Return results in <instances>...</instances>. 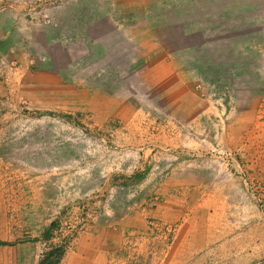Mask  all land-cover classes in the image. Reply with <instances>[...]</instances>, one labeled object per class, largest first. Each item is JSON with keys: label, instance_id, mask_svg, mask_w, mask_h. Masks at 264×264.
Returning a JSON list of instances; mask_svg holds the SVG:
<instances>
[{"label": "rangeland", "instance_id": "rangeland-1", "mask_svg": "<svg viewBox=\"0 0 264 264\" xmlns=\"http://www.w3.org/2000/svg\"><path fill=\"white\" fill-rule=\"evenodd\" d=\"M68 1L0 0V8H30L23 14L12 9L9 25L0 16L22 48L30 47V58L41 52L44 60L65 64L63 51L69 58L56 106L48 92L27 100L15 89L9 110H0V150H8L0 163L9 166L4 192L11 207L23 205L24 217L12 216L16 208L7 214L25 223L27 241L42 242L41 264L61 262L85 228L87 211L95 219L102 214V223L113 227L134 211L157 208L169 195L196 202L215 194L230 202L223 216L209 217L211 232L221 235L212 236L209 252L194 260L264 264V136L245 133V172L237 171L236 152L222 142L216 150L204 143L198 153L195 133L204 139L216 126L185 122L196 104L215 106L207 108V117L245 116V109L264 116V8H245L244 0L233 8H77L72 24L67 17L68 29L53 24L54 33L44 30L55 7ZM23 17L42 30L26 23L23 32ZM87 22L110 25L85 31ZM36 35L42 44L34 49L28 41ZM245 54L253 58L245 60ZM16 56L0 61V74L7 67L17 74ZM169 60L172 69H166ZM227 126H217L213 135L223 139ZM26 148L32 149L29 157ZM178 150L181 163L191 164L181 183L187 186L168 189V178L178 173H163V166H177ZM34 229L43 232L35 237ZM156 243L148 255L163 261L169 253Z\"/></svg>", "mask_w": 264, "mask_h": 264}, {"label": "crops", "instance_id": "crops-1", "mask_svg": "<svg viewBox=\"0 0 264 264\" xmlns=\"http://www.w3.org/2000/svg\"><path fill=\"white\" fill-rule=\"evenodd\" d=\"M234 1L236 2V0H69L63 6L55 7L58 10L52 13L53 22L51 26H46L44 30H49L51 33H54L58 28H56L57 26L53 27V24H61V29H68L67 17H72L68 21L72 24L74 19L73 10H77V8H101L102 13L105 12L103 8H146L147 10L148 8H233L234 4H237ZM244 2L245 8H264L262 0H244ZM12 9H15L19 14H23L24 11H28L30 8L26 6L22 8H0V16H5L8 25L10 22L9 13H13ZM22 19L24 21L18 27L23 32L25 31L26 23L32 27L37 26L39 30H42L43 26L38 25L39 23L37 24L31 20H26L24 17ZM93 23L87 22V26L81 27L87 31L90 28L94 29L98 25H110L106 24V22L100 24L98 22V24ZM81 24L84 25V22L82 21ZM77 28H80L79 25ZM17 30L19 29L17 28ZM11 32L12 29L0 21V61L9 62L10 54L17 52L16 57L19 65L17 74L11 75L8 67L5 74V71L0 74V110L9 107L11 93L15 89L18 91L19 98L21 97L20 94H22L27 100L29 98H26V96L34 92L38 97L48 92L49 101L54 106L58 103L59 99L58 91L60 90L58 86L62 85L59 82H61V78L65 74V68L66 70L68 68V55L63 51L66 57V59H63L65 64H58L51 59L44 60L41 52L36 54L34 58H30V47L22 48L21 43L23 42L18 41V36L17 40H15ZM28 42L29 44L31 43L30 45L34 49L37 48L39 43L42 44L37 35ZM52 51L54 52L55 50ZM250 58L253 57L245 54V60H250ZM52 64L55 66L52 67ZM170 65L174 64L169 60L166 64V69L175 67ZM248 75L251 74L248 72ZM44 78H46L45 81L43 80ZM64 86L67 90L73 91L72 86ZM207 108L215 109V106L209 104L208 106H203L201 109L200 105L196 104L194 105L195 110L193 114L188 117L185 116L186 123L193 122L198 125L208 124L216 126L213 127V131L209 129V133L205 134L208 136L205 137L206 139H202L203 135L200 134V137H198L195 133L197 137L195 139V146L198 148V153L202 155L203 149L202 151L200 150L204 143L209 142V149L216 150L217 145L222 142L228 149L236 152L235 157H232L233 167H236L237 171L241 169L245 172V133L246 137L248 134L264 136V116L255 115V112L250 115L248 114L249 110L246 111L245 109V116L216 118L210 115V117H207L210 112ZM7 109L5 117H8L10 114ZM204 109L208 111L205 112ZM223 124L228 126L223 129L224 138L218 139L219 134H213L217 130L220 131L217 126ZM6 128L9 129V125ZM54 149L56 150V148ZM30 150L32 149L26 148L23 151L26 157H29V154H31ZM168 151V156H171V151ZM4 153H8V150H0V156ZM175 156L179 160L176 164L177 166H174V163H167L163 166V168H166V171L164 172L162 170L163 173L167 174L178 173L176 178L175 176L168 178V189L187 186L181 183L185 181V172L190 169L191 164L189 165L185 160L184 163H181L182 151L178 150ZM169 165H173L172 170ZM8 167V165H2L0 163V264H41V256L43 253L42 242L39 239L27 241L25 223L20 224V222H15L14 218L10 219L8 217L7 212L11 208L17 209L12 213V216L17 215L20 220H23L24 217V215L22 218L19 216L20 210L24 212L23 205L18 204L17 207H11V203L13 205L12 199L6 198L7 193L4 192L6 190V184L8 183L5 181L7 179L3 173ZM197 167L195 166L194 168L198 169ZM175 168L177 171H174ZM184 174L185 176H182ZM197 187H202V184L195 186V188ZM229 203L227 199L225 200V196L222 195L219 197L216 194L205 198L201 197L196 202L193 197L191 200H185L180 196L169 195L162 199L157 208L150 209L149 207H145L143 210L134 211L128 217L120 219V225L117 224L113 227H110L107 221L102 223L105 219L102 214L95 219V216L92 217L87 211L84 215L85 217H83L86 222L85 228L73 239V242L65 251L61 262L58 264H130V262L134 264H202L201 257L198 260H194L196 255L199 256L203 251L209 252L212 236L221 235L216 234V232H211L209 229L211 228V224L209 225L210 214L213 213L223 216L227 212V204ZM200 214H202L201 222H203L201 224L199 219H197V216ZM93 221L97 223H93ZM158 224L161 227H157ZM151 226L156 229L151 228ZM39 231L40 229H34L31 235L37 237L43 232ZM126 236L132 239L128 240L125 238ZM20 237H24L25 239L20 240ZM153 237H159L160 239L156 243ZM127 243H129V251L131 252V249H133L134 253H136L134 258L131 256L132 252L130 253L126 250ZM154 243H156L157 247L160 244L162 252L169 253L163 261H158L154 259V256L150 257L148 255V248H153ZM229 247L227 248L225 246L224 248L228 250ZM220 249H223V247ZM218 250L217 248L214 249L215 252H218ZM130 257L133 258L131 261L128 260Z\"/></svg>", "mask_w": 264, "mask_h": 264}, {"label": "bare ground", "instance_id": "bare-ground-1", "mask_svg": "<svg viewBox=\"0 0 264 264\" xmlns=\"http://www.w3.org/2000/svg\"><path fill=\"white\" fill-rule=\"evenodd\" d=\"M210 224H211V228H212V225H213V224L211 223V220H210L209 225H210ZM200 227H201V226H200ZM211 228H209V229L211 230ZM201 229H202V228H201ZM209 229H208V230H209ZM213 237H214V236H213ZM213 237H212V238H213ZM201 241H202V240H201ZM215 243H216V242H215ZM200 244H201V242H200ZM209 247H210V246H209ZM212 250H213V249H212ZM217 256H218V254H217Z\"/></svg>", "mask_w": 264, "mask_h": 264}, {"label": "built area", "instance_id": "built-area-1", "mask_svg": "<svg viewBox=\"0 0 264 264\" xmlns=\"http://www.w3.org/2000/svg\"><path fill=\"white\" fill-rule=\"evenodd\" d=\"M34 10H35V8H34ZM50 20H51V19H50V18H48V19H47V20H45V21H46V22H47V21L49 22Z\"/></svg>", "mask_w": 264, "mask_h": 264}, {"label": "trees", "instance_id": "trees-1", "mask_svg": "<svg viewBox=\"0 0 264 264\" xmlns=\"http://www.w3.org/2000/svg\"><path fill=\"white\" fill-rule=\"evenodd\" d=\"M52 264H55L54 262Z\"/></svg>", "mask_w": 264, "mask_h": 264}]
</instances>
